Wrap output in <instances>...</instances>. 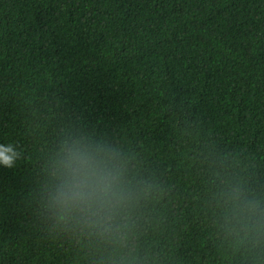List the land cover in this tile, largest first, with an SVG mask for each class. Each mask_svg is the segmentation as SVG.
<instances>
[{
    "label": "trees",
    "instance_id": "1",
    "mask_svg": "<svg viewBox=\"0 0 264 264\" xmlns=\"http://www.w3.org/2000/svg\"><path fill=\"white\" fill-rule=\"evenodd\" d=\"M107 131L153 183L134 244L148 264H264L221 226L224 179L264 197V0H0V264H98L39 209L67 122Z\"/></svg>",
    "mask_w": 264,
    "mask_h": 264
},
{
    "label": "clouds",
    "instance_id": "2",
    "mask_svg": "<svg viewBox=\"0 0 264 264\" xmlns=\"http://www.w3.org/2000/svg\"><path fill=\"white\" fill-rule=\"evenodd\" d=\"M22 157L14 142L0 143V166ZM153 183L131 166L124 147L107 131L67 122L39 174V209L53 228L86 234L103 251L98 264H148L134 244L137 213ZM222 228L237 240L264 241V197L235 179L215 193Z\"/></svg>",
    "mask_w": 264,
    "mask_h": 264
}]
</instances>
